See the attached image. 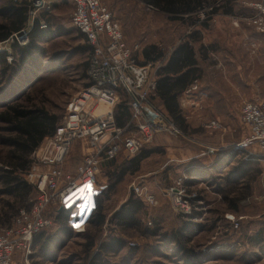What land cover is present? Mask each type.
Here are the masks:
<instances>
[{"label": "rangeland", "instance_id": "374dc122", "mask_svg": "<svg viewBox=\"0 0 264 264\" xmlns=\"http://www.w3.org/2000/svg\"><path fill=\"white\" fill-rule=\"evenodd\" d=\"M11 1L0 0V25L6 23ZM31 1L24 29L29 31L31 43L33 21L39 18L41 28L45 25L40 32L42 38L32 49L35 62L24 68L18 63L15 70H8L3 62L5 56L12 66L13 42L0 41V112L11 104L32 105L55 113L61 123L69 101L90 81L87 62L91 46L72 25L74 7L69 0H51L50 9L36 13L34 0ZM252 1L228 5L246 19L254 13ZM103 2L120 23L125 42L138 64L144 60L146 46L156 44L168 56L181 40L198 33L194 43L203 61L199 83L204 95L199 94L196 101V97L180 96L185 130L178 127L181 134H157L143 147L142 151L150 155L137 169L134 158L125 153L102 162L94 201L72 219L76 232L68 230L70 226L65 223L73 213L59 205L51 206L47 215L54 217L58 225L42 231L54 243L45 251L32 250L31 264H264V158L252 160V156L261 153L260 149L254 144L241 145L248 134L239 119L244 101L264 100V34L256 32L247 21L243 23L241 36H237L231 48L237 65L225 77L224 73L220 75L223 68L217 67L221 29H208V21L218 14L212 13L215 5L206 4L191 18H182L185 15L163 11L149 0ZM196 19L206 23H195ZM160 63H149L153 77ZM126 98L122 96L121 101ZM211 120H218L221 128H208L206 123ZM13 136L9 124L0 120V230L39 199L33 184V152L28 170L14 172L27 183L30 193L21 200L7 190L8 176H4V171L10 168L6 161ZM177 148L182 151L176 152ZM87 153L94 151L86 139L76 140L65 157L63 171L75 175ZM183 177L185 194L195 196L183 198L187 204L183 203L181 208L167 192ZM252 177L255 180L249 184ZM135 181L147 187L156 198V205L146 203L131 191ZM131 197L142 206L134 218L123 211V222L116 213ZM97 199L105 216L101 225L95 220Z\"/></svg>", "mask_w": 264, "mask_h": 264}, {"label": "built area", "instance_id": "2783aa9c", "mask_svg": "<svg viewBox=\"0 0 264 264\" xmlns=\"http://www.w3.org/2000/svg\"><path fill=\"white\" fill-rule=\"evenodd\" d=\"M72 2V25L91 46L87 69L89 85L69 101L64 119L53 135L46 137L33 151V184L39 199L30 210L22 209L11 225L0 230V264H13L17 254L21 255V264H31L34 237L53 223L52 216L47 215L51 206L70 209L73 213L71 219H76L88 209L98 192V174L102 162L114 160L121 153L128 156L139 154L159 133L170 131L181 134L167 113L151 99V95L155 94L156 77L150 72V64L136 62L113 12L103 0ZM33 5L36 13L40 9H50L51 1L34 0ZM250 5L254 13L245 20L256 32L264 34V0H253ZM28 32L22 29L6 41L15 43L14 40H17L23 46L29 42ZM12 58L10 56L8 59L11 61ZM123 93L129 97L130 117L125 125L120 126L116 120V107ZM198 95H204L199 80L182 94L187 98L196 97L194 101ZM239 119L248 134L241 145L254 144L264 151V100L245 101ZM206 126L219 129L221 123L211 120ZM79 139H86L94 153L85 154L75 175H71L63 171V164L73 144ZM184 178L186 180V177L180 178L177 185L167 192L173 197L175 205L181 208L183 203L187 204L183 198L195 196L185 194ZM88 183L92 186L90 201L77 200L72 207H67V198ZM130 189L146 203L157 204L156 198L142 182H133Z\"/></svg>", "mask_w": 264, "mask_h": 264}, {"label": "trees", "instance_id": "16d2710c", "mask_svg": "<svg viewBox=\"0 0 264 264\" xmlns=\"http://www.w3.org/2000/svg\"><path fill=\"white\" fill-rule=\"evenodd\" d=\"M219 0H149V3L160 8L163 11L181 13L185 15L182 18H191L197 14L199 10L204 9L207 5H217ZM31 0H13L10 2L9 15L5 24L0 25V41H5L11 37L13 33L24 29L29 21V9ZM219 10V7L212 12ZM230 12L231 10H226ZM211 13V14H212ZM195 23L204 25L206 21L196 19ZM41 28L39 18L33 21V26L30 31L31 43L19 45L13 43L15 58L12 61V66L8 65L5 56L3 62L8 70L16 69L14 66L19 63L21 67H28L27 64L35 62L34 52L32 49L37 48L36 42L41 40ZM81 34V33H80ZM193 34V33H192ZM189 36L187 39L181 40L166 56L165 52L156 44L146 46L143 49L144 60L139 64L147 65L149 63L161 62L156 70V89L155 94L151 95L153 102L164 110L171 120L180 128L185 130L186 119L180 105V96L188 89V87L196 80H200L203 71L199 66L198 58L195 51V35ZM81 36L84 37L83 34ZM85 38V37H84ZM200 39V38H199ZM86 40V39H85ZM88 65V62H87ZM88 67V66H87ZM89 85V83L87 84ZM122 96L127 97L121 101L116 107V120L118 125L123 126L129 120V97L126 93ZM0 120H3L12 129L14 136L10 141V150L8 152L7 169L4 176H8L6 185L10 194H14L16 198L24 199L30 193L28 185L19 176H15V170L24 172L28 170L31 153L42 143V141L53 135L56 127L60 123V118L55 113L48 112L43 108H35L32 105L11 104L6 111L0 112ZM150 154L147 151H142L133 161L136 169L141 162ZM97 201L96 222L101 225L105 221L101 201ZM141 202L132 199V197L123 205L122 210L118 215L121 221H125L123 211L133 217L135 212L141 208ZM134 218V217H133ZM183 246V245H182Z\"/></svg>", "mask_w": 264, "mask_h": 264}, {"label": "crops", "instance_id": "0c3cea01", "mask_svg": "<svg viewBox=\"0 0 264 264\" xmlns=\"http://www.w3.org/2000/svg\"><path fill=\"white\" fill-rule=\"evenodd\" d=\"M49 1H51V0H49ZM69 1L71 2V4L74 7L72 0H69ZM239 1L240 0H219L217 5L215 6V7H219V10H217L216 12L213 13V14H216V13H218V14L213 15L212 19H210L208 21L209 24L211 22V25H209V27H208L210 32L218 26L221 29L222 37H221L220 41L222 42V48L219 50V52H217V58H218V63H217L218 66L217 67L223 68L224 71L222 72L220 70V72H221L220 75H222V73H224L225 77H228V75H230L231 72H233L234 66L237 65V63H235V61H234L235 57L232 55V51H231L232 43H235L237 36L238 37L241 36L242 27H243L242 25H243V23L246 22L243 15L239 14L238 12H236L233 9V7L229 6L231 3H235V2H239ZM227 9L231 10V11L227 12L226 11ZM253 10L254 9H252V11ZM232 38H234V40H233L234 42H232ZM204 44H206V43H204ZM195 51H196V57L198 58V61H199V66L201 67L202 71H204L203 65H202L203 61L201 58H199L200 56H199L196 48H195ZM208 52H210V51H208ZM202 77H203V75H202ZM201 79H200V81H201ZM251 100H255V99H251ZM251 100H246V101H251ZM180 151H182V149L177 148L176 152H180ZM260 151H261L260 154H256L255 155L256 157L252 156L251 159L254 161L262 160L264 158V151H262L261 149H260ZM130 158H134V156H130ZM191 174H194V173H191ZM254 180H255V177L250 178L249 184L251 182H253ZM62 210H67V213L70 211V209L65 208V207H63ZM52 218H53V220H52L53 223L51 226H57L58 221L54 220V217H52ZM65 223L70 226L69 229L67 228L68 230L76 232L75 227H72V219H70V218L65 219ZM64 229L66 230V228H64ZM52 240H53V238L51 236H49L48 234H46L44 231L38 233L34 237V240H33V250L34 251H45L49 245H52V243H54ZM33 257L34 256H32V260H31L32 262L34 260ZM20 259H21V255L17 254L15 257V261H19V264H20Z\"/></svg>", "mask_w": 264, "mask_h": 264}, {"label": "snow or ice", "instance_id": "6c2138e0", "mask_svg": "<svg viewBox=\"0 0 264 264\" xmlns=\"http://www.w3.org/2000/svg\"><path fill=\"white\" fill-rule=\"evenodd\" d=\"M92 195V186L90 183L83 185L81 188L73 192L65 201L67 207H72L77 200L90 201ZM79 227V225H76Z\"/></svg>", "mask_w": 264, "mask_h": 264}, {"label": "water", "instance_id": "95a60500", "mask_svg": "<svg viewBox=\"0 0 264 264\" xmlns=\"http://www.w3.org/2000/svg\"><path fill=\"white\" fill-rule=\"evenodd\" d=\"M238 147V146H237Z\"/></svg>", "mask_w": 264, "mask_h": 264}]
</instances>
